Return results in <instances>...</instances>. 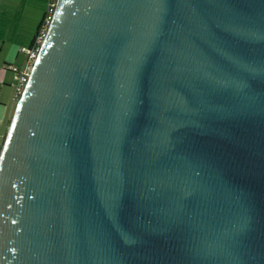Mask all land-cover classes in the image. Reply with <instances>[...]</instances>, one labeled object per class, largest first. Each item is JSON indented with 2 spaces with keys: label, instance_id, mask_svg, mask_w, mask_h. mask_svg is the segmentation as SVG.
Here are the masks:
<instances>
[{
  "label": "water",
  "instance_id": "95a60500",
  "mask_svg": "<svg viewBox=\"0 0 264 264\" xmlns=\"http://www.w3.org/2000/svg\"><path fill=\"white\" fill-rule=\"evenodd\" d=\"M0 264H264V0H58Z\"/></svg>",
  "mask_w": 264,
  "mask_h": 264
},
{
  "label": "rangeland",
  "instance_id": "374dc122",
  "mask_svg": "<svg viewBox=\"0 0 264 264\" xmlns=\"http://www.w3.org/2000/svg\"><path fill=\"white\" fill-rule=\"evenodd\" d=\"M49 7V0H0V81L6 80L1 104L7 106L6 112H11L17 105H11L13 88L10 82L13 73L7 72L4 65L9 61L17 65L25 64V54L22 47L29 48L38 34L42 20ZM18 55L17 59L16 57ZM8 115V114H7ZM12 119H5L0 125H11ZM1 142V141H0Z\"/></svg>",
  "mask_w": 264,
  "mask_h": 264
},
{
  "label": "built area",
  "instance_id": "2783aa9c",
  "mask_svg": "<svg viewBox=\"0 0 264 264\" xmlns=\"http://www.w3.org/2000/svg\"><path fill=\"white\" fill-rule=\"evenodd\" d=\"M58 6V0H49V7L39 28L32 45L29 48H21L20 52L26 55L25 64L18 67L14 64L7 68L13 73V94L12 103L17 105L24 96L30 82L35 63L41 53L51 25L53 23Z\"/></svg>",
  "mask_w": 264,
  "mask_h": 264
},
{
  "label": "crops",
  "instance_id": "0c3cea01",
  "mask_svg": "<svg viewBox=\"0 0 264 264\" xmlns=\"http://www.w3.org/2000/svg\"><path fill=\"white\" fill-rule=\"evenodd\" d=\"M46 14V13H45ZM44 19V18H43ZM43 21V20H42ZM32 45V44H31ZM30 45V46H31ZM29 46V47H30ZM23 48V47H22ZM26 48V47H24ZM18 55H16V57H14L15 59H17ZM26 61V56H25V60L24 62ZM10 64H13V61H9L8 63H6L4 65V69H6L7 72H11L7 66L10 65ZM14 65L18 66V67H22L24 65V63L22 65H17L16 63H14ZM6 80H2L0 81V85H3V86H6ZM12 82L13 80L10 82V87L12 88ZM3 88H0V98L3 94ZM1 101V100H0ZM14 103H12V100H11V105H13ZM15 110H16V107L14 110H12L11 112H6L7 111V106L5 104H1L0 102V124L3 123V121L5 122V119L9 118V120L13 119V116H14V113H15ZM8 114V115H7ZM9 128H10V125L8 123H6L5 127L1 126L0 125V147H3L4 143H5V140L7 138V135H8V131H9Z\"/></svg>",
  "mask_w": 264,
  "mask_h": 264
},
{
  "label": "trees",
  "instance_id": "16d2710c",
  "mask_svg": "<svg viewBox=\"0 0 264 264\" xmlns=\"http://www.w3.org/2000/svg\"><path fill=\"white\" fill-rule=\"evenodd\" d=\"M34 41V40H33ZM33 43V42H32ZM2 147H0V153H1Z\"/></svg>",
  "mask_w": 264,
  "mask_h": 264
},
{
  "label": "flooded vegetation",
  "instance_id": "af4514ba",
  "mask_svg": "<svg viewBox=\"0 0 264 264\" xmlns=\"http://www.w3.org/2000/svg\"><path fill=\"white\" fill-rule=\"evenodd\" d=\"M10 65H11V64H10ZM8 66H9V65H8ZM8 66H7V67H8Z\"/></svg>",
  "mask_w": 264,
  "mask_h": 264
}]
</instances>
